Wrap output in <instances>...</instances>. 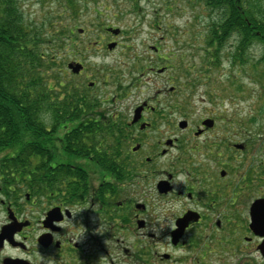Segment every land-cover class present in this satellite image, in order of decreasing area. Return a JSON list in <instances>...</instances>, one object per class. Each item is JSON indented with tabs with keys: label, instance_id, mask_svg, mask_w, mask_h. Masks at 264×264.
Wrapping results in <instances>:
<instances>
[{
	"label": "flooded vegetation",
	"instance_id": "1",
	"mask_svg": "<svg viewBox=\"0 0 264 264\" xmlns=\"http://www.w3.org/2000/svg\"><path fill=\"white\" fill-rule=\"evenodd\" d=\"M137 106L107 121L114 146L87 148L110 155L0 147V264H264L253 136Z\"/></svg>",
	"mask_w": 264,
	"mask_h": 264
},
{
	"label": "rangeland",
	"instance_id": "2",
	"mask_svg": "<svg viewBox=\"0 0 264 264\" xmlns=\"http://www.w3.org/2000/svg\"><path fill=\"white\" fill-rule=\"evenodd\" d=\"M189 1L81 3L84 7L75 31L84 28L77 43L88 50L64 55L59 66L83 87L89 88L88 82L93 81L91 91L106 100L103 109L121 117L132 116L136 106L147 101L158 107L159 114L193 119L218 115L231 125L238 124L243 135L245 132L254 138L248 162L257 164L264 158V76L259 82L253 75V65L261 57L262 48L252 43L246 48L249 65H232L230 57L237 39L228 37L218 59L211 60L217 50L201 37L208 29L209 10L196 0ZM20 2L26 15L37 20L49 6L41 0ZM60 13L64 22H76L68 12L61 9ZM108 27H119L121 32L114 35ZM113 40L117 47L109 50L107 43ZM72 60L85 65L81 74L73 75L68 70ZM161 68L163 72H159ZM256 173L263 184L264 168H257Z\"/></svg>",
	"mask_w": 264,
	"mask_h": 264
},
{
	"label": "trees",
	"instance_id": "3",
	"mask_svg": "<svg viewBox=\"0 0 264 264\" xmlns=\"http://www.w3.org/2000/svg\"><path fill=\"white\" fill-rule=\"evenodd\" d=\"M41 1L49 6L37 20L26 15L20 0H0V147L27 146L28 141L42 147L49 141L51 147L69 148L65 154L68 157L110 155L107 151L94 152L87 148L114 146L113 140L118 137L111 134L114 128H109L111 123L107 121L115 112L103 109L102 102L106 100L73 82L72 76L59 66L64 55L88 50L78 47L80 33L75 30L82 8L89 0ZM196 1L209 10L208 29L201 37L217 50L211 60L218 59L225 39L236 37L230 63L245 68L249 65L246 48L257 43L262 53L257 61L260 64L253 65V75L261 82L264 0ZM61 9L76 22H64ZM97 13L101 15L100 10ZM210 52L212 56L214 51Z\"/></svg>",
	"mask_w": 264,
	"mask_h": 264
},
{
	"label": "water",
	"instance_id": "4",
	"mask_svg": "<svg viewBox=\"0 0 264 264\" xmlns=\"http://www.w3.org/2000/svg\"><path fill=\"white\" fill-rule=\"evenodd\" d=\"M114 33H118L119 29H111ZM115 45V42H112L108 44L109 48H112ZM68 66L72 69L73 72H79V70L82 68V64L79 62H70ZM91 84V83H90ZM141 107H138L135 110V120H137L140 116ZM260 203V202H259Z\"/></svg>",
	"mask_w": 264,
	"mask_h": 264
}]
</instances>
